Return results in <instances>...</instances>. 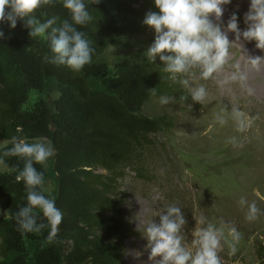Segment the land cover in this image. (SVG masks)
<instances>
[{"label":"trees","instance_id":"obj_1","mask_svg":"<svg viewBox=\"0 0 264 264\" xmlns=\"http://www.w3.org/2000/svg\"><path fill=\"white\" fill-rule=\"evenodd\" d=\"M86 4L88 0H85ZM159 11L154 0H101L89 5L93 20L82 30L94 47L92 63L80 72L50 64L47 38L30 39L18 22L10 38L0 40V138L11 147L16 136L31 143L47 138L55 149L56 207L63 212L57 241L46 243L43 233L21 234L14 215L26 204L23 183L15 181L23 162L6 158L0 170V264H127V240L136 230L125 208L121 182L148 178L147 152L155 136L168 130V120L148 116L142 109L156 96L176 93L159 58L150 63L146 52L109 65L101 54L118 39L147 28V11ZM42 21L58 17L57 26L70 19L61 3L38 10ZM9 34L7 26H3ZM57 82L53 104L43 99L31 103L32 92L41 91L47 79ZM100 80L99 87L91 79ZM156 89V95L150 93ZM176 90V91H175ZM44 173V165H36ZM46 195V193H45ZM42 240L31 255L28 243Z\"/></svg>","mask_w":264,"mask_h":264},{"label":"rangeland","instance_id":"obj_2","mask_svg":"<svg viewBox=\"0 0 264 264\" xmlns=\"http://www.w3.org/2000/svg\"><path fill=\"white\" fill-rule=\"evenodd\" d=\"M131 1L137 5L142 0ZM249 2L232 0L222 20L224 27L235 11L240 28H246L243 15ZM231 34L229 39L234 40V34ZM153 39L154 31L148 27L131 32L109 46L99 60L113 65L123 58L146 52ZM229 52L228 62L213 78L202 80L198 72L194 76L192 86L203 85L208 92L204 104L193 103L188 90L175 82L177 90L187 96V100L182 101L174 92L164 95L173 98L174 102L161 105V96L151 97L142 109L148 116L168 120L171 127L155 136V145L147 152L149 177L141 180L128 176L121 182L125 208L136 230V234L127 240V264H150L143 228L157 211L169 204L181 207L186 216L188 223L182 233L186 246H191L192 233L198 227L195 218L204 215L208 222L225 231L227 239L220 253L223 264H264V118L259 114L257 117L258 110L264 112V64L255 69L247 59V55H264V52L255 48V41L244 42L242 49L240 44L234 43ZM233 75L245 79L232 80ZM90 83L92 87L100 86L97 78L91 79ZM247 88L253 89L251 95ZM58 93L57 82L49 78L41 91L32 92L30 101L43 99L52 105ZM233 109H239L252 120L251 127L242 133L236 131V124L231 119ZM217 114H224L227 123L222 126L216 122ZM232 137H236L240 146L228 142ZM36 140L52 145L47 138L32 142ZM5 144L6 141L0 138V148ZM44 169V191L55 198L54 157L47 161ZM0 170H5L2 163ZM241 198L249 204L256 203L260 211L255 221L245 219L247 205L239 204ZM5 215L0 209V217ZM154 219L158 220V217ZM233 226L241 239L236 245V254L229 256L231 237L227 233ZM41 243L42 240L28 243L31 255Z\"/></svg>","mask_w":264,"mask_h":264},{"label":"clouds","instance_id":"obj_3","mask_svg":"<svg viewBox=\"0 0 264 264\" xmlns=\"http://www.w3.org/2000/svg\"><path fill=\"white\" fill-rule=\"evenodd\" d=\"M61 3L68 10L70 19H65L57 26L58 17L41 20L37 16L40 9ZM101 0H0V40L10 38L11 30L18 22L28 30L30 39L47 38L52 55L46 58L50 64L66 66L73 72H80L92 63L94 47L82 29L93 17L88 11L89 5L99 4ZM232 0H154L159 10L146 12L143 25L154 31L153 42L146 48V58L156 63L159 58L167 79L179 82L191 96L193 103L204 104L208 92L203 85L193 87L194 76L209 80L220 72L230 57L229 49L234 43L243 48L244 42L255 41V48L264 52V0H250L248 10L243 15L246 28L239 26L238 15L233 11L224 27L222 17L225 6ZM7 26L9 34H5ZM234 34L230 40L228 33ZM246 51V50H245ZM250 65L259 69L264 64V55H247ZM232 80L243 81L245 77L233 75ZM249 95L253 89L247 88ZM156 95V89H150ZM180 99L187 100V96ZM161 105L174 102L173 98L161 96ZM231 119L236 124V131L244 132L251 127L252 120L239 109H233ZM216 122L227 123L224 114H217ZM240 146L236 137L228 141ZM11 147H6L0 154V163L6 158L15 157L23 162L17 166L15 181L23 183L26 192V204L19 207L14 215L17 231L21 234L43 233L47 230L46 243L57 241L63 212L56 207L55 198L45 195L44 173L36 165H45L55 156V149L50 143L40 140L27 142L16 136L11 138ZM241 206L247 205L245 219L255 221L259 208L255 202L248 203L244 198ZM154 217H158L154 219ZM196 227L192 233L191 246H186L183 236L184 226L188 223L186 216L176 204H169L157 211L143 228L142 236L146 238L148 261L150 264H223L220 253L224 250L226 235L223 227H216L201 215L195 218ZM227 235L231 237L228 244L229 256L237 252L241 236L233 226Z\"/></svg>","mask_w":264,"mask_h":264},{"label":"bare ground","instance_id":"obj_4","mask_svg":"<svg viewBox=\"0 0 264 264\" xmlns=\"http://www.w3.org/2000/svg\"><path fill=\"white\" fill-rule=\"evenodd\" d=\"M229 9H228V5L227 6H225V12H224V14H223V17H222V20L225 18V14H226V12L228 11ZM230 35H232L230 32L228 33V36L230 37ZM234 45V44H233ZM232 45V46H233ZM260 89H262V88H260ZM261 93V92H260ZM263 94V93H262ZM254 98V97H253ZM254 100V99H253ZM210 101V100H209ZM244 102H246V101H244ZM261 105V104H260ZM211 106V105H210ZM208 108H210V107H208ZM261 108V107H260ZM258 114L260 115V117L261 118H264V112H263V110H258L257 111V117H258Z\"/></svg>","mask_w":264,"mask_h":264}]
</instances>
